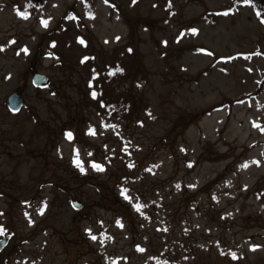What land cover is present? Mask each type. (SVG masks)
Here are the masks:
<instances>
[{
  "label": "rangeland",
  "instance_id": "1",
  "mask_svg": "<svg viewBox=\"0 0 264 264\" xmlns=\"http://www.w3.org/2000/svg\"><path fill=\"white\" fill-rule=\"evenodd\" d=\"M235 1L0 0V264H151L186 229L185 205L168 214L184 187L203 191L196 261L264 258V15ZM92 51L125 66L114 86L134 96L132 120L91 104ZM36 72L51 83L35 86ZM15 91L25 102L11 112ZM164 135L148 181L169 180L166 212L115 205L104 180L129 157L150 162Z\"/></svg>",
  "mask_w": 264,
  "mask_h": 264
},
{
  "label": "trees",
  "instance_id": "2",
  "mask_svg": "<svg viewBox=\"0 0 264 264\" xmlns=\"http://www.w3.org/2000/svg\"><path fill=\"white\" fill-rule=\"evenodd\" d=\"M28 2L31 3L33 7L39 8L44 7L48 0H28ZM245 4L253 6L260 15H264V0H236L233 6ZM227 11H229V9ZM100 55L102 56V54L98 55V53L93 52L83 59V63L88 66L90 73L86 87L89 89L91 104L94 108H97L104 117L117 118L124 121L132 120L134 118V109L136 106L134 96H132L129 91H120L114 86L116 82L125 78L128 72H126V68L121 60L112 57L111 60L108 59L102 62L99 61ZM168 142V136H162L160 141H154L145 150L147 152L146 155L151 158L150 162H145L144 158L133 159L129 157L128 159H125L126 161L123 162V166L111 172L108 178L104 180L105 182L102 187L109 189L112 192L115 205L119 204L126 206L129 210L134 208L135 211L144 212L146 210L148 212L147 215H154L155 210L158 216L161 212L159 206L163 209L162 211L166 212V208H164V197H166V195L163 194L164 191L162 185H165L169 180L154 183L153 179L148 181V178H151V175H155L158 172L159 162L157 153L159 151V145ZM134 149L135 147L133 146V150ZM133 169L136 170V174H129ZM120 172L122 173L119 174ZM148 172L151 174L146 176L145 173ZM121 182L124 184L122 187L125 189L124 194H121L119 192L120 190H118ZM133 184H136L138 187L133 188L134 194L133 196H129V192H131L129 187ZM145 185H147L146 188L144 187ZM170 185L173 186L172 183H170ZM180 185L174 187L171 186V193L183 188V186ZM184 189L185 187L181 193L184 194L180 199H178V196H172L170 208L168 206V214L170 213L173 216L181 204L182 206L185 205L184 207L188 214L186 215V229L182 231L183 235L181 238H176L170 243H164L161 249L155 247V253L151 264H186V262L189 264H200V262L195 260V257L197 253L202 251L203 243H199L198 238L194 236L195 229L189 227L191 224H195L194 218H201L202 216L201 201L198 197L203 191L198 189L189 192ZM179 201H181V203ZM111 209L115 213L118 211L116 207ZM165 212H163V216H166ZM129 218L130 217H128V219ZM164 223L163 226H166ZM171 238L173 239V236ZM230 257L231 260H237L241 256H239L238 253H230ZM253 264H264V258L258 261V263Z\"/></svg>",
  "mask_w": 264,
  "mask_h": 264
},
{
  "label": "water",
  "instance_id": "3",
  "mask_svg": "<svg viewBox=\"0 0 264 264\" xmlns=\"http://www.w3.org/2000/svg\"><path fill=\"white\" fill-rule=\"evenodd\" d=\"M31 80L35 85L41 86V88L47 86L50 83V77L47 74L41 72H36ZM24 100V97L19 92L15 91L11 93L8 98V104L11 111L20 110L25 102ZM72 205L77 209H81L83 208L84 204L80 200H74L72 201ZM9 240V236L0 238V253L8 246Z\"/></svg>",
  "mask_w": 264,
  "mask_h": 264
},
{
  "label": "snow or ice",
  "instance_id": "4",
  "mask_svg": "<svg viewBox=\"0 0 264 264\" xmlns=\"http://www.w3.org/2000/svg\"><path fill=\"white\" fill-rule=\"evenodd\" d=\"M23 18H27V16H24ZM262 22H264V21H262ZM3 233V230L2 229H0V234H2Z\"/></svg>",
  "mask_w": 264,
  "mask_h": 264
}]
</instances>
